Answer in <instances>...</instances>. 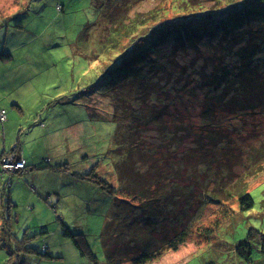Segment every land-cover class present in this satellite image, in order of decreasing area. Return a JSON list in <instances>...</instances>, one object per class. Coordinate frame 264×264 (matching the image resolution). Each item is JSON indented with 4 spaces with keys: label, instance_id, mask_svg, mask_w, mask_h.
<instances>
[{
    "label": "rangeland",
    "instance_id": "1",
    "mask_svg": "<svg viewBox=\"0 0 264 264\" xmlns=\"http://www.w3.org/2000/svg\"><path fill=\"white\" fill-rule=\"evenodd\" d=\"M187 1L196 4L194 1ZM198 2L203 8L200 23L207 25V33L201 39V43L205 44L207 40L217 38L212 29L216 27L213 16H217L222 9L216 13L214 0ZM161 4H164L168 11L157 20L163 25L161 26L165 32L167 25L178 21L175 17L177 13L171 9L169 1L135 2L130 15L144 14L153 9L160 10ZM108 7L109 5L105 7L104 0H0V109L5 112V120L0 121V155L2 158L12 157L13 161L22 160L21 157L16 158L14 152L6 156L16 148L35 155V160L43 162L44 168L47 169L48 166L57 168L58 165L53 162L57 158L62 159V156L65 158L62 163L70 165V174L55 171L43 178L47 193L43 205L47 209H44L43 205L40 208L37 204L34 206V203L28 201L14 205V211L17 212L12 213V231L15 236L18 235V241L24 239V244L32 250L30 253H14V261L17 262V259L21 262L25 258L23 264H264V256L255 242L249 244L252 252L249 260L242 253L247 248L241 247L250 229L264 234V170H261L257 177H253L255 179L249 180L251 172L248 167H244L242 163L236 165L235 159L229 163L231 159L228 155L219 153L224 138L218 140L220 148L213 150L218 153L216 159L219 161L210 169L216 173H210L208 179L212 183L216 177L217 184H210L208 191L219 188L216 186L218 184L223 190H227L229 184V188H238L240 183H248L247 193L253 202L251 209L240 211L239 202H235V199L228 202L208 200L207 194L201 195L198 200L192 201L189 209L191 224L188 234L193 235L177 251H167L152 262L142 263L139 258L146 250L144 243L140 249L135 245L130 246L128 239H125L122 245V238L116 237L119 241H110L109 248H106L105 243L113 239L120 224L106 208L109 202L105 200L104 190L96 183L81 179L79 175L87 174L91 167H96L97 174L104 177L106 182L115 183L117 180L114 172L117 155L114 153L113 110L108 97H105V80L109 79V75H105V57H110L113 51L105 50L104 43H101ZM245 19L252 25V34H245L240 41L233 39V48H230L233 54L244 52L248 44L245 38L250 39L253 35L264 37L263 32L259 33L260 25L254 14L247 15ZM152 23L147 24L141 33L147 32V36H151ZM208 25H211V28ZM235 27L239 28V32L248 29L238 23ZM132 40L134 42L136 36ZM133 42H123L119 49L123 52L129 44L134 50L142 46L137 45L138 40ZM168 42L170 45L163 44V48L173 51L172 38H169ZM258 42L264 43L259 38ZM226 43L231 44L230 40ZM229 44H222L227 51ZM209 46L210 44L207 48ZM194 54L191 51H175V58L188 55V58L193 56L194 59ZM6 55H9L11 60L6 59ZM188 61L183 60L187 73L192 71ZM194 64L203 65V61L199 64L194 61ZM228 65L227 61L221 66L227 68ZM204 67L210 70L209 67ZM198 70L196 68V71ZM187 82L191 89L179 91L176 96L168 92L166 95L160 94V97H166L169 101V111L173 112L174 106L178 105L177 109L184 121L196 126L200 122L197 114L201 113V102L206 99L211 101L209 96H217L219 100L224 95H216L215 90L209 92L206 87L201 90L200 85L194 87L190 85V81ZM262 89L264 90V85ZM232 91L233 89L230 93ZM228 97L225 99L228 100ZM137 105H134V109ZM249 111L251 113L248 116L232 121L230 116H226L223 121L226 125H231H225L224 128H232L233 134L228 136L233 135L232 138H236L238 128L246 124L242 131L243 137L247 136L251 143H264V104ZM216 117L218 122L221 118ZM167 125L171 124L167 122ZM154 130L152 127L140 126L138 142L143 152L158 149L159 139ZM207 140L204 138L202 143L208 144ZM182 144L184 150L191 147V142ZM241 145L246 148L248 142H242ZM257 146L259 145H255ZM199 151L203 153L202 149ZM85 153L87 156L82 162L80 158ZM194 155L198 158L201 154L197 151ZM172 158H176V155L172 154ZM1 159L0 190L10 191L12 177L17 178L15 174H24L27 168L24 166L23 169L12 173L5 172ZM47 160L51 163H47ZM202 162L199 160V168H204ZM84 169L90 170L85 172ZM186 169L182 168L183 171H188V174L190 172L191 177L195 179L196 174L189 166H186ZM202 178L205 180L201 181L200 185L206 181L205 176ZM24 185L27 188V194L23 195L26 200L40 196L39 192H33L31 186ZM58 198L62 199V202L55 213L53 208ZM13 200H17L15 194ZM228 211H232L234 215L232 218L230 214L232 219L227 223L223 218L228 215ZM216 222H222V225L214 230ZM171 224L169 230H184L173 217ZM126 228H123L120 234H123ZM65 229H68L71 235H76V240L83 239L88 244V249L85 250L91 253L92 259L89 258L88 252L79 253L71 243L72 239L63 235ZM210 230L215 231V234L206 241L205 235ZM129 240L132 244L134 238ZM43 245L50 248L47 254L52 255L51 258L41 256ZM5 246L7 248L6 244ZM12 251L15 252L14 248ZM149 254L146 252V255Z\"/></svg>",
    "mask_w": 264,
    "mask_h": 264
},
{
    "label": "trees",
    "instance_id": "2",
    "mask_svg": "<svg viewBox=\"0 0 264 264\" xmlns=\"http://www.w3.org/2000/svg\"><path fill=\"white\" fill-rule=\"evenodd\" d=\"M140 1L142 0H104L105 7L107 5L109 7L105 12V32L101 36V43H104L105 50L113 51L110 57H105L107 60L105 75H109V79L105 80V97H108L113 110L114 153L117 155L114 172L117 180L115 183L106 182L104 177L97 174L96 167H92L88 174L79 175V177L96 183L104 190L105 200L109 202L106 208L115 217L113 219L120 224L113 239L105 243L106 248H109L110 241L115 243L121 238L122 245L124 240L128 239L130 246L135 245L140 249L144 243L146 250H142L144 254L139 258L143 263L152 262L167 251L175 252L189 240L193 235L188 234L191 224L189 209L192 201L198 200L201 195L207 194L208 200L226 202L238 200L240 211L253 207V202L247 193L248 183L243 185L242 182L238 188L237 186L229 188L231 186L229 184L227 190H223L218 184L216 186L219 188L215 187L214 191H208L210 184H217L216 177L213 178L212 183L208 178L210 173H216L210 170L219 161L216 159L218 153L213 150L220 148L218 140L223 138L224 145L222 144L219 153L228 155L231 159L229 163L235 159L236 165L242 163L244 167H248L251 172L249 180L255 179L253 177H257L261 170H264V143H251L247 136L243 137L242 131L246 128V124L238 128L236 138H232L233 135L229 137L228 134H233L232 128L229 130L228 127L224 128L226 124L223 121L226 116H230V121L244 118L251 113L249 110L264 104L262 89L264 43L258 42V38L264 41V37L253 35L250 39L245 38L248 44L244 52L233 54V50L230 51V48H233V39L240 41L245 34L246 36L252 34V25L245 19L247 15L256 16L260 25L259 33H264V0H214L216 13L222 9L216 14L217 16H213L216 27L212 29L217 38H211L205 44L201 43V39L207 33L205 31L207 25L200 23L203 8L202 4H197L198 0H191L196 4L187 0H158L169 1L171 9L177 13L176 19L180 21L167 25L165 32L162 29L163 25L158 23V20L168 11L164 8V4H161L160 10L153 9L144 14L131 16L133 4ZM149 23H152L153 27L152 31L150 30L151 36H147V32L141 33ZM237 23L248 29H242L239 32V28L235 27ZM208 26L211 28V25ZM134 36L136 40L133 42ZM169 38H172V44H174L173 51L170 48H163V44L170 45ZM137 40V45L142 46L136 50L131 44L123 52L119 49L123 42L135 43ZM229 40L231 44L226 43ZM208 44L210 46L207 48ZM222 44H229L228 51ZM175 51L194 52V59L193 56L188 58V55L176 59ZM5 58L11 60L9 55ZM184 59L189 60L192 68L189 73H187L186 64L183 63ZM194 61L197 64L203 61V65H195ZM227 61L229 69L221 66ZM200 66L202 71L199 72ZM204 66L209 67L210 70L205 69ZM196 68L199 70L196 71ZM187 81H190V85L194 87L200 85L201 90L206 87L209 92L215 90L216 95L219 93L224 95L219 100L217 96L215 98L214 95L209 96L211 101L206 99L201 102L199 106L201 113L197 114L200 122L196 126L184 121L177 109L178 105L174 106L173 112L169 111V101L166 97H160V94L166 95L168 92L176 96L179 91L191 89ZM231 89L233 91L230 93ZM225 95L229 96L228 100L225 99ZM204 102H206L205 105H203ZM135 104L138 105L134 109ZM216 116L221 118L218 122ZM167 122L171 125L168 126ZM140 126L155 129L154 133L159 139L157 150L152 149L150 152L141 150L138 142ZM204 138L208 139L206 145L202 143ZM183 142H191V147L184 150ZM242 142H248V147L244 148L241 145ZM255 145L259 146L255 147ZM201 149L203 153L199 151ZM197 151L201 154L198 158L194 155ZM13 152L16 158H20V150L16 148L6 156ZM172 154L176 155V158H172ZM86 156V153L83 154L80 161L83 162ZM199 160L203 161L204 168H199ZM46 162L49 163L48 160ZM67 166L66 164L57 166L58 169L48 167L54 172H66L69 171ZM186 166H189L196 174L195 179L191 177L190 172L189 174L188 171L185 172ZM182 168L185 170L183 171ZM203 176L206 177V181L200 185V182L205 180ZM8 192L3 190V197H1L3 202L0 203V210L8 212L4 219L5 224L2 226L3 234L5 233L7 238L15 239L10 214L13 204L8 199ZM241 196L244 197L241 198ZM103 208L105 209V206ZM230 214L233 218L232 211H228V215L223 218L227 223L232 219ZM172 217L184 229L183 231L169 230ZM221 223L216 222L214 230L222 225ZM125 227H127L125 232L120 234ZM214 234L215 231H208L205 235L206 241H209ZM63 235L72 239L71 243L80 254L88 252L89 258L92 259L91 253L85 250L88 249V244L83 239L76 240L77 236L71 235L68 229H65ZM116 237L119 239H115ZM131 237L134 238L132 244L129 240ZM252 241L264 256V234L250 229L246 241L241 246L247 248L242 253L248 260L252 255L249 247ZM8 243L11 244L10 240ZM24 243L23 239L13 245L15 252L9 255L15 256L14 253L23 251L32 252ZM146 252L150 254L146 255ZM48 255L41 256L49 257ZM17 256L19 258V255ZM106 256L109 257V254ZM16 261L18 263L14 259L10 260L8 264H23L25 258L24 262H19L17 259Z\"/></svg>",
    "mask_w": 264,
    "mask_h": 264
},
{
    "label": "crops",
    "instance_id": "3",
    "mask_svg": "<svg viewBox=\"0 0 264 264\" xmlns=\"http://www.w3.org/2000/svg\"><path fill=\"white\" fill-rule=\"evenodd\" d=\"M0 156H2V155H0ZM20 157H21V159L25 160L26 166H27V171L24 174L19 175V176H18V174H15V175H17L16 176L17 178H15V176L12 177L13 180H11L10 189H9L10 191L8 192V197H9L8 199H9L10 203L13 204V207L10 211L11 216H12V213L17 212L16 210L14 211V208H16L14 205L19 204L18 202L23 203V202L28 201L32 204L34 203V206H36V204H37V206L39 208L42 207V205L44 203V198H45L44 196L47 195V193L45 192V185H46L45 183L46 182L44 181L43 178L45 177V175H49V174L54 172L50 168L49 169H46V168L43 169V166H44L43 162L36 161L35 155H33L30 152H27V151L23 152V150H22V151H20ZM63 160H65V158L62 156V159L57 158L53 162V164L56 163L58 166H61L64 164L68 165L67 167H68L69 171H66V173L70 174V167H69L70 165L68 163H62ZM49 163H51L50 160H49ZM90 169H84V170L86 172ZM81 174L83 175L86 173H81ZM50 181H52V180L50 179ZM24 184H26L27 186H31V189L33 190L34 193L39 192L40 196L38 198H34V197L29 196L30 199L26 200L23 197L24 194H27V188L25 187ZM11 188H12V190H11ZM14 194H15V197L17 199L16 201L13 200ZM1 197H3V190H0V203L3 202ZM61 202H62V199H59V198L56 199V206H54V208H53L55 213L59 209ZM43 208L47 209V207L44 205H43ZM7 214H8V212H4V210L3 211L0 210V264H8L10 260L14 259V255H9V254L13 253V251H12L13 247L12 246L16 245L20 242L16 239L18 237V235L16 236L15 239H13L12 237L7 238L5 236V233L3 234L4 229L2 226L5 224L4 219H5ZM8 240H10L11 244L8 243ZM5 244L7 245V248H6ZM49 251H50V248H49ZM40 252H41V250H40ZM51 256L52 255H50L49 257H46V258H51ZM17 258H18V256H17Z\"/></svg>",
    "mask_w": 264,
    "mask_h": 264
},
{
    "label": "built area",
    "instance_id": "4",
    "mask_svg": "<svg viewBox=\"0 0 264 264\" xmlns=\"http://www.w3.org/2000/svg\"><path fill=\"white\" fill-rule=\"evenodd\" d=\"M5 120V112L1 111L0 112V121H4ZM1 165H2V169L5 172H9L12 173L14 171H18L19 169H23L25 165V161L22 160H15L13 161L12 157H5L1 159ZM41 253H43V255L47 254V247H43L41 250Z\"/></svg>",
    "mask_w": 264,
    "mask_h": 264
},
{
    "label": "clouds",
    "instance_id": "5",
    "mask_svg": "<svg viewBox=\"0 0 264 264\" xmlns=\"http://www.w3.org/2000/svg\"><path fill=\"white\" fill-rule=\"evenodd\" d=\"M24 161H25V160H24ZM25 167H26V166H25ZM42 248H43V247H42ZM42 248H41V250H42ZM47 248H48V247H47ZM48 250H49V248H48ZM41 255L44 256L42 253H41ZM45 255H46V254H45ZM47 255H48V254H47Z\"/></svg>",
    "mask_w": 264,
    "mask_h": 264
}]
</instances>
